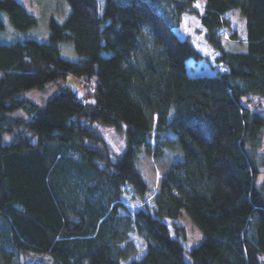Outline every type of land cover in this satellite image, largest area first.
Returning <instances> with one entry per match:
<instances>
[{"label":"trees","instance_id":"obj_1","mask_svg":"<svg viewBox=\"0 0 264 264\" xmlns=\"http://www.w3.org/2000/svg\"><path fill=\"white\" fill-rule=\"evenodd\" d=\"M197 1L105 0L101 14L98 0H67L48 42L0 41V264H189L182 210L204 235L191 264H264V0H205L202 13ZM232 10L246 21L243 51L221 36ZM3 11L17 30L38 23L18 0H0V34ZM184 14L200 18L226 70L189 74L190 59L207 57L179 36ZM67 40L77 60L62 56ZM69 74L93 86L83 96L94 102L69 85L44 107L21 97ZM21 108L31 120L8 117ZM96 123L126 125L123 153L112 155ZM174 145L184 159L146 204L138 153ZM129 191L145 208L127 207ZM27 254L42 260L23 263Z\"/></svg>","mask_w":264,"mask_h":264},{"label":"rangeland","instance_id":"obj_2","mask_svg":"<svg viewBox=\"0 0 264 264\" xmlns=\"http://www.w3.org/2000/svg\"><path fill=\"white\" fill-rule=\"evenodd\" d=\"M26 1L30 6L28 8L37 14V16L35 15L38 20L37 25L24 31L17 30L10 22L8 14L3 11L2 15L5 19L6 29L0 34V41L17 42L19 40L22 41L25 39H36L42 42H48L50 40L51 18H55L57 22H62L69 16L71 12L67 0ZM98 4L100 6V13L102 14L105 0H98ZM204 5L205 0H198L195 3V7L199 13L203 12ZM224 17L229 21V27L224 28L221 32L225 47L232 51H243L245 48V45L243 44L246 42V21L244 16H242L239 10H232L226 13ZM202 31L203 27L198 16L191 14L183 15V21L180 27L177 29L179 36L181 38H191L195 47L207 57V60H201L198 63L192 59L188 61V70L191 76L215 75L218 71L226 70L223 65L217 64L215 62L218 53L212 50V48L205 42ZM60 47L63 57L71 60H77L79 58V55L76 53L71 40L61 42ZM85 83L86 81L83 78L69 74L66 78H59L49 82L44 88L24 90L21 93V97L33 100L39 106L44 107L46 101L59 91L61 85H69L78 92V95L83 99V101L94 102L95 99L93 96L88 98H84L83 96L89 89L93 88L92 85L88 86L85 85ZM248 105L254 109L257 108V102H254L253 105L251 103ZM7 115L10 119L20 118L25 121L31 120V117L23 108L8 112ZM95 126L99 128V130L104 135L113 156L124 152L127 146L125 124L122 123L121 127H117L96 123ZM169 134L171 137L175 138V134L173 132H170ZM4 139L6 141L10 140L11 135L6 133L4 135ZM262 152H264V146ZM183 159L184 151L179 145L166 148L164 153L159 156H154L153 153H148L145 150H142L140 153H138L136 158V166L142 173L150 189V192L146 197V204L153 205L154 194L159 189L161 179L177 161ZM258 184H264V171L258 177ZM131 196V191L123 196V201L130 210L145 208V203L139 201L138 199H133ZM166 222L171 233L174 235V229L171 221L166 219ZM176 222L185 228L187 235L185 239H182V243L185 248V259L189 264H191L192 260L189 255V251L202 242L204 235L192 222L185 210H182V214ZM130 240L134 242L138 250L135 258H140L143 256L146 251L144 240L135 232L130 234ZM39 260H42L40 256L32 254L22 256L23 263L35 262Z\"/></svg>","mask_w":264,"mask_h":264},{"label":"crops","instance_id":"obj_3","mask_svg":"<svg viewBox=\"0 0 264 264\" xmlns=\"http://www.w3.org/2000/svg\"><path fill=\"white\" fill-rule=\"evenodd\" d=\"M20 3H22L25 7H26V9H28V11L30 12V13H32V14H34V15H36L37 16V14L35 13V12H33L30 8H28V7H30L29 5H28V3H27V1L26 0H18ZM64 21V20H63Z\"/></svg>","mask_w":264,"mask_h":264}]
</instances>
